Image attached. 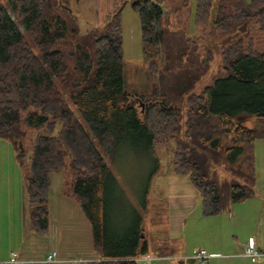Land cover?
<instances>
[{"label": "trees", "instance_id": "obj_1", "mask_svg": "<svg viewBox=\"0 0 264 264\" xmlns=\"http://www.w3.org/2000/svg\"><path fill=\"white\" fill-rule=\"evenodd\" d=\"M161 2L131 1L139 14L144 54L163 46L167 60L187 59L198 74L176 97L166 88L163 72L162 87L149 96L144 111L124 87L122 11L83 33L66 0L0 3V139L17 149L23 165V127L41 130L25 179L31 229L48 228L51 174L63 169L70 156L76 174L73 195L89 217L100 253L84 264H138L136 258L149 249L142 227L118 234L109 225L107 185L116 176L107 157L114 158L121 142L153 149L157 142L173 140L174 174L188 177L205 216L255 194V142L264 139V126L250 127L236 118L247 114L264 120V51L255 48L254 40L244 42L243 33L234 35L244 22L264 30V0H195V25L212 22L214 32L233 36L218 48L229 74L200 93L191 90L210 69L215 50L178 30L167 42ZM169 262L197 264L184 258Z\"/></svg>", "mask_w": 264, "mask_h": 264}, {"label": "rangeland", "instance_id": "obj_2", "mask_svg": "<svg viewBox=\"0 0 264 264\" xmlns=\"http://www.w3.org/2000/svg\"><path fill=\"white\" fill-rule=\"evenodd\" d=\"M66 1L76 8L74 0ZM0 3L7 4V0H0ZM161 5L167 13L166 23H163L167 42L173 41V31L178 30L197 39L202 48L205 43H209L215 50L210 69L196 80L191 91L200 93L206 85L213 84L216 78L227 76L229 70L224 66L218 51L220 43L226 38L214 32L212 22L202 26L194 24L195 0H162ZM103 24L104 20L95 13L93 16L90 13L79 16V27L83 33L88 27ZM259 27L255 22L248 24L246 31L242 32V38L246 43L254 40L255 48L264 51V30ZM122 31L124 87L137 98L140 111H144L149 96L162 87L163 72L167 75L166 88L173 91L176 97L198 74L196 66L187 59L179 61L175 57L167 60L163 46L161 50L151 47L150 54H144L139 14L131 2L122 8ZM28 40L34 46L29 36ZM68 103L75 116L84 122L71 99H68ZM236 119L250 127L264 126V120L247 114ZM60 128L61 122L58 121L54 133L57 134ZM23 130L22 148L26 154L23 165L17 159V149L8 140L0 139V258L11 251H17L22 257L32 259L27 262L29 264H84L81 259L100 254H95L99 248L93 249L94 235L89 217L73 196L76 174L72 172L69 155L66 157V166L51 174L48 228H30L25 179L30 175L33 143L41 130L25 126ZM174 148L173 140L157 142L153 149L124 141L119 143L113 159L107 157L116 176V180L107 185L109 225L118 234H128L142 227V238L146 239L149 248L145 254L177 256L176 253H189L195 248H204L200 244L202 232L192 226L193 215L188 219L190 225L187 228L179 231L175 229L178 217L172 215V206L176 197L171 194L172 187L176 186L173 184ZM53 250H58L59 257L65 258L60 260L61 263L44 260L47 253ZM145 254L140 255L138 264H147L143 260ZM227 261H231L229 264H261L253 263L249 258L239 259L235 263L232 259H223L222 263ZM213 262L215 259H212ZM157 264L170 262L157 261Z\"/></svg>", "mask_w": 264, "mask_h": 264}, {"label": "crops", "instance_id": "obj_3", "mask_svg": "<svg viewBox=\"0 0 264 264\" xmlns=\"http://www.w3.org/2000/svg\"><path fill=\"white\" fill-rule=\"evenodd\" d=\"M131 1L127 0V3ZM74 2L76 8L70 6L78 16H83L84 13H90L93 16L95 13L104 22L107 15L118 10L122 4L121 0H74ZM255 168V194L232 204L228 210L212 216L203 214L199 193L191 185L188 177L176 175L174 177L173 184L176 186L172 187L171 194L176 197L172 206V215L178 217L175 229L179 231L187 228L190 225L188 220L190 215L194 216L192 226L197 231L202 232L200 234L202 235L200 244H203L204 248L208 249L211 254L209 264H229L231 262L222 263L223 259H232L234 263L239 259H248L249 257L244 255V249L251 238L259 249L264 250V139H258L255 142ZM93 249H97L95 245H93ZM96 251L95 254H100L99 250ZM192 251L194 249L189 253H176V255L188 256ZM13 252L17 253V259L19 260L14 264H29L27 262L32 260L22 257L17 251H11L5 257H1L0 262L10 260ZM52 252L57 253V260L50 263H61L60 260L65 259L59 257L58 250L48 252L47 257ZM99 256H89L86 259H96ZM47 257L44 260H47ZM212 259L213 261L215 259V262L211 263ZM263 260L264 258L258 262L264 264Z\"/></svg>", "mask_w": 264, "mask_h": 264}, {"label": "built area", "instance_id": "obj_4", "mask_svg": "<svg viewBox=\"0 0 264 264\" xmlns=\"http://www.w3.org/2000/svg\"><path fill=\"white\" fill-rule=\"evenodd\" d=\"M244 255L249 257L252 262L256 263L264 258V250H261L257 247L255 241L251 238L247 244L245 245ZM57 253L52 252L48 255L47 260L49 262L56 261ZM141 257V256H140ZM176 258H184V259H193L197 262V264H208L211 254L204 248L194 249L192 254L188 256H164V255H152V254H145L143 260H145L148 264H157V261H169L174 260ZM139 260L140 258H136ZM142 259V258H141ZM84 261V259H81ZM19 262L17 259V253L13 252L10 260L0 262V264H14Z\"/></svg>", "mask_w": 264, "mask_h": 264}, {"label": "water", "instance_id": "obj_5", "mask_svg": "<svg viewBox=\"0 0 264 264\" xmlns=\"http://www.w3.org/2000/svg\"><path fill=\"white\" fill-rule=\"evenodd\" d=\"M126 3H127V1H124V2H123L122 6L118 9V12H119V11H122V8H123V6H125ZM132 3H133V2H132ZM161 6H162V5H161ZM162 7L164 8V6H162ZM70 11H71V9H70ZM247 25H248V22H244V23L239 27L238 32H237L234 36H237V35H239L240 33L245 32V31H246V28H247ZM232 37H233V36H228L223 42H224V43L229 42V41L232 39ZM167 108H168V109H176V107H174V106H168ZM20 146H21V148H22V143H21V142H20Z\"/></svg>", "mask_w": 264, "mask_h": 264}]
</instances>
